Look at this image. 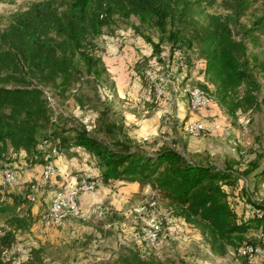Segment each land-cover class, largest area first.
I'll return each instance as SVG.
<instances>
[{
	"label": "trees",
	"instance_id": "obj_1",
	"mask_svg": "<svg viewBox=\"0 0 264 264\" xmlns=\"http://www.w3.org/2000/svg\"><path fill=\"white\" fill-rule=\"evenodd\" d=\"M217 5L225 13L213 11ZM121 24L129 25L152 47L156 60L165 49L171 55L180 52L189 71L195 65L194 55L203 59L205 80L195 87L213 97L234 120L240 112L264 106V59L255 51L264 37V0L34 1L12 14L0 30V174L11 149L25 151L35 161L44 154L40 144H54L69 156L76 155L74 147H82L95 157L103 181L126 179L150 185L167 200L174 216L200 231L213 254L224 257L233 252L245 259L248 247L264 251V203L249 196L248 210L240 213L226 188H234L252 173L261 153L247 164L240 157H227L221 167L205 153H192L191 159L186 151L168 144L148 149L123 133L119 123L108 125L109 142L84 127H53L45 88L66 98L86 74L97 80L108 75L98 38ZM155 107L149 105L150 111ZM255 179V186L264 181V170ZM31 194L0 187V264L14 263L6 253L18 232L31 230L38 221ZM251 231L261 234L252 238ZM124 264L150 263L135 258Z\"/></svg>",
	"mask_w": 264,
	"mask_h": 264
},
{
	"label": "rangeland",
	"instance_id": "obj_2",
	"mask_svg": "<svg viewBox=\"0 0 264 264\" xmlns=\"http://www.w3.org/2000/svg\"><path fill=\"white\" fill-rule=\"evenodd\" d=\"M34 1L39 0H0V30L8 25L12 14L27 9ZM212 10L225 13L218 5ZM131 21L137 22V19L132 17ZM249 21L250 17L244 18L245 23ZM98 43L108 75L97 80L86 74L82 81L72 86L66 98L51 87L45 88L53 108V127L58 130L84 127L91 135L109 142L111 132L108 125L119 123L123 125V133H128L148 149L168 144L186 151L188 157L194 159L193 152L187 151L188 136L211 138L215 124L204 122L207 127L198 134H191L187 128L192 122L186 126L175 115L177 100L188 101L193 108L189 98L197 84L183 79L188 72L184 64L186 59L180 52L171 55L167 49L161 59L152 58V47L127 24H121L112 33H104ZM255 51L264 59V37ZM192 58L201 61L196 55ZM183 86L186 90L181 88ZM158 88L165 91L159 99L156 97ZM135 101L138 105L130 108ZM153 104L156 107L150 111L149 105ZM158 109L165 110L158 134L135 137L134 132L142 124L127 123L126 112L136 111L140 119L147 120ZM228 120L235 126V133L228 138V143L238 151L240 159L247 164L256 158V153L263 155L252 173L241 178L234 188L226 186L234 207L243 213L248 210L249 196L264 203V181L258 180V187L255 186V174L264 170V106L253 112H240L235 120ZM40 148L44 154L37 155L35 161L28 159L25 151L11 149L4 163L18 173L20 184L15 189L0 185L1 190H30L34 205L39 206L38 221L31 230L18 232L13 247L6 253L7 257L14 259L13 264H124L126 259L135 258L150 264H250L248 254L243 253L246 260L233 252L224 257L213 254L196 227L174 216L167 200L150 185L136 181L105 182L97 178L98 187L80 204L79 217H62L57 224L46 223L43 216L50 212L55 193L65 187L58 189L56 180L60 179L59 175L41 186L42 172L48 161L55 164V158L64 153L59 152L54 144H43ZM171 226L177 227L175 233L170 234ZM145 229L159 230L158 239L139 241ZM249 234L254 238L261 233L251 231ZM254 259L257 264L259 261L264 264V251Z\"/></svg>",
	"mask_w": 264,
	"mask_h": 264
},
{
	"label": "crops",
	"instance_id": "obj_3",
	"mask_svg": "<svg viewBox=\"0 0 264 264\" xmlns=\"http://www.w3.org/2000/svg\"><path fill=\"white\" fill-rule=\"evenodd\" d=\"M200 60H201L200 62L195 61V65L187 73H185L183 79L187 78V81L189 80L196 83L205 80L203 74L204 60L203 59ZM181 88H183V90H186V88L184 89V86ZM137 105L138 104L135 101V103H133L130 108H134ZM176 105H177V113L175 115L180 117L181 121L185 122L186 126L190 122L192 123H190L189 125L200 124L204 127H207L205 126L204 122H213L215 124L214 130L212 131V133L214 132L213 133L214 136L211 138L199 139L192 135L188 136V140H187L188 152L205 153L211 157V160L214 163H216L221 167L225 165L226 156L235 157V158L239 157L237 153L238 151L235 148H232V145L228 143V138H230L233 135V133H235V126L232 123L229 124V120H228V119H232V117L229 114H227L219 104L217 103L211 104L210 106H208L203 110H195L191 108L188 101L177 100ZM163 111L165 110L163 109L156 110L154 112V115L147 120L140 119L137 116L136 111L126 112L127 120H128L127 123L130 124V122L133 123L135 122L142 124L141 128L134 132L135 137L137 138L143 136L146 137V135L151 133L158 134V130H161V117ZM216 127L217 130L215 131ZM73 150L76 151V155L69 156L65 153L59 154L55 158V164L57 166L52 162V164L55 165L56 168L58 167V175L60 176V179H58V181L56 180V183L59 190L63 189V187L69 188L71 186H74L79 182V180H81L83 177H86L88 175L100 176V169L97 166L96 159L93 155H91L82 147L73 148ZM214 158H217V160H215ZM44 170L42 172V176H41L42 178H43ZM90 193L83 194L80 198V202L82 203L83 200L84 201L87 200L89 198ZM38 208H39L38 205H34L33 211L35 214L37 213Z\"/></svg>",
	"mask_w": 264,
	"mask_h": 264
},
{
	"label": "bare ground",
	"instance_id": "obj_4",
	"mask_svg": "<svg viewBox=\"0 0 264 264\" xmlns=\"http://www.w3.org/2000/svg\"><path fill=\"white\" fill-rule=\"evenodd\" d=\"M153 87L154 86H151V88H153ZM164 93H165L164 90H161V89L158 88L156 90V97H157V99L161 98V96ZM190 94H191V97H190L191 98L190 99L191 101L190 102H191V105H192L193 109L203 110L206 107H208V106H197L196 105L197 95L200 96V98H201L202 101H204L205 103H207L209 105L211 104V102H214L213 97H211L207 92H205L201 88H198V87H195V89L193 88V91ZM194 127H196V130H194ZM203 129H204V126H202L200 124H192V125H189L188 128H187V130L191 134H198ZM51 169H55V167L53 166L52 163H51ZM51 169H50V167H48V165L45 167L44 175H43V180H42L43 182L42 181H41L42 183L40 182L41 183L40 184L41 186L42 185H45V184H48L51 181V179H52ZM12 172H13V175H14V178L13 179H12V177H9V167L8 166H5L4 169L2 170L1 174H0V184L2 186H4V187L11 188V189H15L20 184V178H19L18 173L13 168H12ZM36 189H38V187H36ZM33 198L34 197H32V199ZM80 211H81L80 204H77L76 206H67L65 209H62L61 210V215L58 218V222H57V220H53V212L52 211H50L49 214L45 216V221L48 224H51V223L57 224V223L60 222V220L62 219V217H67V216H70V217H79L80 216ZM153 233H154L153 231L145 229L144 232H143V238H142V240H148L149 242L156 241L157 239L150 238V236H153ZM246 253L249 254L250 264H257L255 262L254 256H256L257 254H262L263 253V250H261L260 248L248 247L246 249Z\"/></svg>",
	"mask_w": 264,
	"mask_h": 264
},
{
	"label": "built area",
	"instance_id": "obj_5",
	"mask_svg": "<svg viewBox=\"0 0 264 264\" xmlns=\"http://www.w3.org/2000/svg\"><path fill=\"white\" fill-rule=\"evenodd\" d=\"M197 106H210L201 100L200 96L197 95L196 98ZM196 130V127H194ZM43 144H40V146ZM48 167L51 169V161H48ZM52 172V180L58 175V169H51ZM9 177L14 178L12 168L9 167ZM97 178H101L100 176L88 175L83 177L77 184L71 186L69 188H65L63 191H57L51 201L50 211L53 212V220H57L61 215V210L65 209L67 206H76L77 204H81L80 198L85 193L93 192L97 189ZM177 227L171 226V233H175ZM159 230H154L153 236H150L152 239H158ZM143 237H139V241L142 240Z\"/></svg>",
	"mask_w": 264,
	"mask_h": 264
}]
</instances>
